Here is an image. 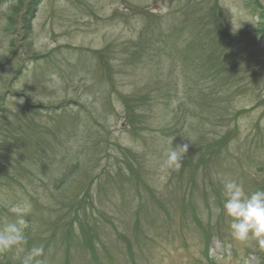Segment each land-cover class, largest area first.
Masks as SVG:
<instances>
[{
  "label": "rangeland",
  "instance_id": "rangeland-1",
  "mask_svg": "<svg viewBox=\"0 0 264 264\" xmlns=\"http://www.w3.org/2000/svg\"><path fill=\"white\" fill-rule=\"evenodd\" d=\"M253 1L23 0L28 26L16 23L18 0H0V133L20 123L28 103L50 109L34 115L37 126L50 124L64 104L73 120L67 146L75 153L103 144L91 162L102 179L88 181L68 228L65 221L52 231L58 209L43 174L37 190L29 188L41 215L18 183L1 197L0 227L20 218L27 227L24 243L0 253V264H19L16 257L33 246H45L42 264H264L255 240L233 239L223 211L224 179L246 194L264 190V0ZM210 7L229 37L215 41L217 51L237 76L226 86L218 74L200 79L199 58L183 64L181 52L194 40V20L184 17H204L209 28ZM175 23L181 36L170 54L162 39ZM202 89L218 108L201 104ZM170 139L173 147L189 145L178 172L160 169Z\"/></svg>",
  "mask_w": 264,
  "mask_h": 264
},
{
  "label": "trees",
  "instance_id": "trees-1",
  "mask_svg": "<svg viewBox=\"0 0 264 264\" xmlns=\"http://www.w3.org/2000/svg\"><path fill=\"white\" fill-rule=\"evenodd\" d=\"M205 2L209 3V0H205ZM253 2L256 6L262 5L258 0H254ZM27 5L28 4L23 3V0H18V4L13 9L14 16H16V23L23 22L28 26L31 24L32 15L27 9ZM214 8L215 7H210L209 10L213 11ZM211 11L210 14L205 17V19L208 18L207 24L209 28L202 24L204 17H197L186 13L188 17H184V21L194 20L189 22L192 26V36L194 40H192L191 43L188 44L189 46L181 52L184 55L182 58L185 60L183 64L187 66L190 61L199 58L200 62H197L196 69L199 71L200 79L202 80L203 77H207L210 74H212L213 77L218 74L223 80V86H226L236 81L237 76L234 72L230 71L229 67H225L229 63L227 59L229 56L225 55V51H217L218 43L227 42L229 37L223 31L218 32V27L221 26V21L218 18L219 12L214 10L211 13ZM12 17L9 15L10 21ZM156 23L159 22L153 21L148 27ZM221 29L224 30L225 27H221ZM176 30L178 29H176L175 23V27L171 29L168 28V34H165L166 39H162V41L165 42L164 46L166 50L169 51L170 54L173 53L172 50L181 36L176 33L180 31ZM181 33L183 34V32ZM200 40H202V44L199 43ZM215 41L218 43L216 44ZM213 43L216 44L215 47H213ZM144 44L145 46L140 50H136L135 53L142 52L148 45L147 43ZM13 45H15L14 42ZM51 66L48 65L46 68ZM72 70L73 68H71V71ZM79 70H82V68L75 66L73 71ZM207 73L208 75H205ZM42 77L43 75H40V77L35 80L36 83H43ZM197 96L201 104L206 106L205 108H218L217 105H212V91L202 89L198 92ZM225 99H227V97H225ZM63 105L64 104H60L55 107L56 110H61L62 114L54 116V118L49 121L50 124L46 123L42 124V126H37L39 125L38 122L33 121L36 118L34 115L50 109H48V106L28 103L23 108L21 114H19L18 120L20 123H13L11 126L13 127L12 129L9 123H7L2 128L3 133H0V199L8 193V190L14 188L15 183H18L22 185L23 194H27L33 201V205L36 208L32 207L33 210H35L37 215H41L38 213L39 203L35 202L36 199L29 191V188L37 190L36 183L41 182L39 175L43 174L44 179L42 181L45 187V195L48 194V199L52 201V209H55L54 207L56 206L58 209V213L55 214L57 220L52 226L53 232L59 225H64L65 219L67 218L66 216L78 214L80 208L84 206L80 194L84 192V188H88V181L93 180L95 177H101L102 179L101 175L95 174L96 169L91 165V162L96 160L97 155L102 152V141L94 140L92 145H83L81 148L78 147L77 151L75 147L74 153L72 149L67 146L68 141L64 137V135L71 136L69 129L73 126V120H70V116H67ZM1 109L2 108H0V112ZM22 114H25V118L28 119L29 122L22 121H26ZM29 117L32 118V120L29 119ZM129 168L132 170L131 165ZM103 175H106L105 169L103 170ZM124 177L127 178L126 175L117 172V178L121 182ZM107 178L110 177L108 176ZM57 179L61 181L60 184V181L58 182ZM101 179L99 183L102 184ZM52 184H56L57 189L53 190L51 188ZM73 188L80 190V193L78 192L76 194V192H73ZM6 209L7 207L0 202V215H2V212ZM44 212L45 210L42 211V214ZM42 218H44V215ZM68 225L69 221H66L65 228H68ZM36 242H38L37 238L34 240V243ZM61 244L64 245V238L61 239ZM43 250L45 251V246H43ZM206 252L208 253V250ZM263 259H261V261L264 262ZM68 263H70L69 259Z\"/></svg>",
  "mask_w": 264,
  "mask_h": 264
},
{
  "label": "clouds",
  "instance_id": "clouds-1",
  "mask_svg": "<svg viewBox=\"0 0 264 264\" xmlns=\"http://www.w3.org/2000/svg\"><path fill=\"white\" fill-rule=\"evenodd\" d=\"M19 90V89H18ZM23 103V101H20ZM174 106V102H173ZM188 144H177L173 147L172 139L163 152L164 159L160 164L161 171H179L182 160L188 151ZM223 211L230 218L229 228L233 239L241 243L255 240L264 250V190H256L246 194L241 184L232 179L223 180ZM30 208L26 207L22 215ZM27 227L23 218L13 223H4L0 227V253L7 252L24 243L23 229ZM43 248L33 246L22 257H16L19 264H42L38 258L43 255Z\"/></svg>",
  "mask_w": 264,
  "mask_h": 264
},
{
  "label": "bare ground",
  "instance_id": "bare-ground-1",
  "mask_svg": "<svg viewBox=\"0 0 264 264\" xmlns=\"http://www.w3.org/2000/svg\"><path fill=\"white\" fill-rule=\"evenodd\" d=\"M255 189H256V190H259V188H258V187H256Z\"/></svg>",
  "mask_w": 264,
  "mask_h": 264
}]
</instances>
